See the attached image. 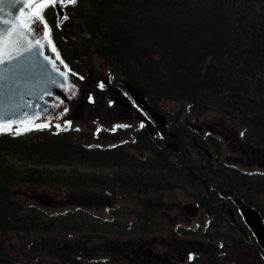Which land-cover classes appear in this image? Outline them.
I'll list each match as a JSON object with an SVG mask.
<instances>
[{
	"label": "trees",
	"instance_id": "16d2710c",
	"mask_svg": "<svg viewBox=\"0 0 264 264\" xmlns=\"http://www.w3.org/2000/svg\"><path fill=\"white\" fill-rule=\"evenodd\" d=\"M43 8L40 6L36 10L48 25L52 45L79 78L86 77L84 70L87 69L83 67L96 61L93 57L98 58L111 75H121L129 80L155 107L160 102L183 103L195 120L209 111L219 113L236 126L233 135L238 141L264 149V0H77L67 6L76 19L75 27L81 29L83 26V30H79L81 36L72 39L75 47L64 38L61 39L63 46L59 44L58 47L53 20H48ZM52 13L53 9L50 16H54ZM77 47L79 59L74 58L76 52L72 50ZM68 122L71 120L63 122L64 127H57L55 131L49 125L0 131V231H7V236L10 232L23 231L30 237L35 232L48 233L59 226L56 218L48 217L49 214L42 211L44 208L26 205L27 197L15 196L13 187L18 183L49 186L64 179L62 174L65 172L42 169V166L75 160L87 162V156H93V148L72 139L78 127ZM180 127L183 125L177 126L179 133ZM187 130L186 127L182 131L180 153H183L185 140L194 149L197 147ZM142 137L138 143L107 149L111 152V162L117 160L116 165L121 171L113 176L105 175L103 180H99V174H93V178L87 180V185L93 186V181L99 180L100 188L111 186L108 196L118 189L128 190L133 194V200L136 197V204L145 207L144 211L128 208L134 214H148L165 208L158 198L146 196L143 199L139 195L138 192L144 191L141 188L143 182H139L133 172L138 157L129 152L145 150L156 156L165 153L169 147L167 144L157 146ZM209 143L218 146L216 139L210 138ZM96 151L99 154L88 159L93 166L105 162V152H108L102 148ZM6 156L22 157L29 162L21 169L14 162L8 163ZM154 156L147 160L156 161ZM123 168H129V172L123 174ZM185 168L194 171L191 163ZM166 169L175 170V167L169 165ZM224 173V177H219L229 186L238 188V184H249L246 174ZM188 177L190 180L196 175L189 174ZM253 183L264 185V177L260 180L254 176L250 185ZM69 216H63L66 219L63 218V224L71 222ZM97 220L99 232L111 228V233L118 230L117 234H122L126 226L93 216V222ZM90 221L91 218L83 224L75 216V222L61 228L66 234L74 229L76 234L85 225L87 233L93 236L96 224ZM135 226L148 228L144 224ZM7 236L0 237V263L14 264L10 258L11 252H15V243ZM238 253L242 255V261L234 257L235 264H242L245 257L250 259L251 252ZM81 264L111 263L93 256Z\"/></svg>",
	"mask_w": 264,
	"mask_h": 264
},
{
	"label": "rangeland",
	"instance_id": "374dc122",
	"mask_svg": "<svg viewBox=\"0 0 264 264\" xmlns=\"http://www.w3.org/2000/svg\"><path fill=\"white\" fill-rule=\"evenodd\" d=\"M68 5L69 3L67 2L64 4V7L67 8ZM41 6L42 8L43 6H45V8H43V12L48 20H53V34H55V39L57 41L58 47H60L59 44L63 46V40H61L63 38L69 40L77 39V37L79 38L81 36V31L79 30H83V26H80L81 29L75 27L76 19L74 18L73 14L65 10L67 14V20L65 23V28H62L57 22V12L54 6H51L50 4L45 5V3H43ZM51 9H53L54 11V13H52L54 14V16H50ZM42 28H44L43 25ZM72 47H75V44H73ZM72 50L76 52L74 58L79 59L81 57L79 47ZM56 53L57 52H54L55 55ZM93 60L96 61H93L90 64L88 63L87 66L83 67L86 68L89 73L87 75V70H84V72L86 73V77L83 78H85V80L81 79V81H78L80 83L79 85L82 87L81 95L80 97L78 96L73 109L69 113V120L72 119L70 125L78 127V132H75V136L72 139H74L75 142L77 141L84 145L94 144L99 146V142L105 143V150L108 151L105 152V162H111V152H109V150H107L108 148L106 147H111L113 146V144H117V140L121 138L120 137L117 139L118 136L115 130H117V120H120L122 118H119V116L123 115L124 108L123 105L119 104L118 102L116 105L112 102V96H114L113 91L108 90L107 88H105V86L107 82H111V86L117 89L118 85L116 84L123 80V91L127 94V96H129V91L126 87L125 78H123V76L112 74L110 78L109 69L108 67H106V65H104V62L95 57H93ZM66 70L71 72L73 77L75 78V73L72 70ZM101 84H103V87H100ZM125 88H127V90H125ZM90 101L91 104H89ZM150 105L160 113H166L169 120L174 121L179 119L181 124L189 121L191 118L193 119V122L198 125H200L201 122H207L208 124H210L214 121L218 123V125H220L222 128L229 129L230 138L232 136L234 140L236 139L234 135H232L234 132V127L236 126L233 125L230 120H227V117L219 113L209 111L205 114H202L199 117L200 120H195L193 118V115L188 111L187 106L183 103L160 102L157 107L152 104ZM79 106H83V110H81V114H75V110L79 108ZM133 106H135V104L129 102L128 109L131 110ZM111 110H116L115 113H117V116H115L114 118H108L106 120L105 115L109 114ZM141 114H147V108L141 110ZM83 116H85V118H83ZM112 120L113 122H111ZM109 124L111 125V136L105 135V128L110 126ZM57 125L63 126V120L49 124L52 131H55L57 129ZM139 127L140 126H135L136 132H139ZM125 132L126 134H128L129 132V124L127 123H123V134H125ZM113 136H115V138H113ZM29 137L30 136H28L27 138ZM216 140L218 143L220 141L225 143L224 139L222 138L217 137ZM185 142L186 143H183L182 146V152L186 154L187 160H190L191 164L194 167L196 166V162L198 159L197 152L195 151L193 146L189 144L188 140H185ZM242 143L247 144L246 142ZM212 145L215 146V144H211V146ZM117 146H123V144H117ZM257 148L258 150L254 149L250 154L251 159H249L251 160V163L253 161L254 164L250 165L248 161L246 162V164L249 165L248 168L250 169H264V149H261L259 147ZM96 150H99V148H93V156H95V154H99V151ZM129 153L135 155V150H131V152ZM93 156H87V162L75 160L59 165L45 164L44 166H42V169H58L65 172L64 174H62L64 175V179L50 184L49 186L37 183L31 185L18 183L13 187L15 196H19V198L23 199L27 197L26 205L31 204L44 208L45 210L42 211L44 213H48V217L56 218L59 226L48 233L39 234L35 232L30 237H27L26 232L23 231L17 232V234L10 232L7 236V231L4 232L1 230L0 237L7 236V238H12L13 242L15 243V252H11L10 258L12 263L14 262V264H19V262H22L25 264H81L85 263L86 260H89V258L93 257V252H96V250L98 249L95 244L101 243V240L105 243L102 246V249H98V251L101 252V254H99V258H103V256H105V252L109 251L108 245H111L112 243L116 245L119 244L124 247V245L131 246V244L136 241L133 235H127V233H138L137 230L131 227L133 225L129 223L130 219L134 217L133 212H130L128 209H132L135 206L133 194L128 192V190L118 189V192H116L114 195L109 194L108 196V190H111V186H107V188L99 187V180H103V178H105V175L113 176L114 174H117V171H121L120 166L116 165L117 160H115V162H111L110 165H103L105 164V162H101V164L93 166V164L88 162V159ZM6 157L8 163L14 162L21 169H24L27 165V162H29L27 159V161H24L22 157L18 156ZM39 166L40 165H38V167ZM244 168H247V166L244 165ZM127 172H129V168H123V174H127ZM93 174H99V180H94L93 186L87 185V180H91V178H93ZM73 176H75L76 178H73ZM66 178L70 179L67 180ZM192 194V188L188 187L185 191H171L166 196V200L179 203V205L183 207L184 212L191 216H195L193 214H190V211L193 210V207L191 206V204L193 203L191 202ZM66 214L67 216H69V214L71 215L69 216V220H71V222H65V224H63V216H65ZM73 215L77 217L78 221L83 222V224H87V222L84 221H89V218H91L90 222H93V216L99 218L100 220H102V218L111 220H106L107 222H117V220H113L117 217L118 220L126 223L128 226L126 225L124 227L122 234H117L118 230L111 233V228H107V232H99V226H97V224H99V220H97V222H93V224H96L94 225L95 227H93V236H90L91 233H87L85 225L82 227V224L81 232L79 231L75 234V230L70 229L69 234H66L65 231H63V228L75 222V216ZM61 226H63V228H61ZM195 226V222H193L192 225L188 226V228H195ZM170 228L171 225L169 222H166L165 224L160 222L158 232H164V229L169 230ZM100 235H105V237L101 239ZM117 235L121 237H117ZM153 235L161 238L162 236H166V233H162V235ZM21 238H23V240H21ZM185 238L188 239L190 237ZM91 239H93L92 242ZM191 239L192 242L190 243V245H196V241H193V238ZM17 244L19 246H17ZM213 246H206V249L210 250ZM216 254L217 252H214L213 257V252L203 253L204 256L202 259L206 261L204 264H218L219 261H216L214 259L215 256H217ZM234 257L241 260L242 255H240V253L238 252H224L221 254L219 259L220 261L229 264L230 262H233ZM15 258L17 260H15ZM117 259L118 263H122L123 261H126L127 258L125 255L119 253V255H117ZM223 262H221V264ZM250 264H255L252 252L250 256Z\"/></svg>",
	"mask_w": 264,
	"mask_h": 264
},
{
	"label": "flooded vegetation",
	"instance_id": "af4514ba",
	"mask_svg": "<svg viewBox=\"0 0 264 264\" xmlns=\"http://www.w3.org/2000/svg\"><path fill=\"white\" fill-rule=\"evenodd\" d=\"M116 85L123 89V80ZM140 109V106H133L131 110L124 109L123 115L119 116V118H122L117 120L120 126L123 123H127L132 124L133 128L139 123V132L133 130L134 134H132L135 140L132 142L137 141L138 143L143 139L142 136H144L148 141L157 146L165 147L168 140L173 139H177L181 143L180 138L184 134L182 131L187 127V135H190V138L197 146V149L195 148L198 151L196 166H194V171H187L185 166L191 163V161L187 160L186 154L172 152L170 148H167L165 153L154 156L156 160L154 162L147 160L150 157L149 152L145 150L135 151L134 156L138 157V160L134 163L133 172L135 177L139 179V182H143L141 188L144 189L143 192H138L139 195L143 199L146 196L158 198L165 205V208L148 214L133 213L134 217L130 219L129 223L133 225L131 227L137 230L138 233H135L136 235L134 233H127V235H133L136 241L131 246L124 245V247L112 243L108 245L109 251L105 252V256L99 258L101 252L98 249H102L105 243L101 240V243L95 244L98 249L96 252H93V256L103 261H108L111 264H204L206 261L202 259L203 253L213 252L214 257V252H217V256L214 259L219 261L218 264H221L223 261H220L219 257L224 252H252L253 257L254 252H263L259 248L253 232L246 225L234 195L225 193L221 188L220 192L224 195L222 197L219 191L213 189L216 183H223L221 181L222 177L219 176H223V172L225 171L233 175L236 172L248 175L249 184H238V188L229 185L227 187L233 189V192L242 197L245 203L255 207L264 219V185L259 183L250 185V181L254 176L260 177V180L264 177V169H250L248 168L249 165L246 164L247 161L250 165L254 164L253 161L251 163V160H249L251 159L250 154L254 149L258 150V148L239 142L236 139L234 140L232 136L230 138L229 129L222 128L214 121L210 124L201 122L198 125L193 120H189L181 124L179 119L175 121L169 120L168 115L164 112V115L168 118L167 131H163L157 124V131L152 135L145 127V124L138 121ZM115 111L111 110L109 114L105 115V119L117 116ZM186 123H189V127ZM180 124L181 126L183 125V127H180L181 133L177 130V126H180ZM105 133L108 132L105 131ZM117 134H122V137L117 141L130 139V136L126 132L125 134L117 132ZM172 134H176L177 137H174ZM217 137L224 139L225 143L220 141L218 146H211L209 143L210 138L217 139ZM203 142H207V144L204 145ZM122 144L131 143L124 142ZM205 149H208L210 153L205 152ZM169 165L171 167L174 166L175 170L166 169ZM244 165L247 168H244ZM188 173L192 176L195 173L196 177L194 179L191 177L189 180ZM213 174L216 176L215 178ZM236 176L238 175L236 174ZM188 187L192 188L193 192L191 202L195 204L197 209L195 216L184 212L183 207L179 203L166 200V196L171 191H185ZM134 203L135 208L139 211H144L145 207L136 204V197L134 198ZM102 220L104 222L106 220L111 221L107 218H102ZM113 220L127 225L118 220L117 217ZM160 222L164 224L169 222L171 228L169 230L164 229V232H158ZM193 222H195V228L189 229L188 226L192 225ZM142 224L148 225V228L141 229L135 226ZM162 233H166V236L160 238L153 235H162ZM103 237L105 235H100L101 239ZM117 237L121 236L117 235ZM185 237L190 238L186 239ZM191 238L194 239L193 241H196V245H190L192 242ZM92 241L93 239H91ZM210 245L213 247L210 250L206 249V246ZM119 253L126 256V261L118 263L117 255ZM243 260L242 264H250L248 257H245ZM88 261H90V258ZM222 264L227 263L223 262ZM229 264L235 263L233 261Z\"/></svg>",
	"mask_w": 264,
	"mask_h": 264
},
{
	"label": "water",
	"instance_id": "95a60500",
	"mask_svg": "<svg viewBox=\"0 0 264 264\" xmlns=\"http://www.w3.org/2000/svg\"><path fill=\"white\" fill-rule=\"evenodd\" d=\"M40 1L20 0L19 3H13V0H0V28H7L12 33L8 35L0 32V127L3 128L25 129L36 124L64 121L81 95L82 87L78 79L64 68L61 60L51 50L41 20L38 26L33 24V20L37 18L33 7ZM62 5L63 3L53 4L57 22L65 28L67 19L64 17L67 14ZM3 21L11 23L5 25ZM25 26L37 27L38 31L30 32ZM37 40L40 41L39 45L36 44ZM37 51L41 54L37 55ZM125 84L131 98L144 105L151 116L141 115L148 131L155 133L157 123L165 131L166 116L147 103L139 88L130 81H125ZM73 85L76 86L75 89ZM107 85L113 91L114 102L123 105V108L129 107V96L123 90L111 86V83ZM81 110L83 106H79L75 114H81ZM172 135L177 137L176 134ZM167 145L174 152L180 151L177 139L169 140ZM204 151L210 153L208 149ZM222 190L234 195L246 225L264 251V219L261 213L233 191ZM191 206L193 210L190 214L195 215L196 206L193 203ZM254 259L256 264H264V253L254 252Z\"/></svg>",
	"mask_w": 264,
	"mask_h": 264
},
{
	"label": "snow or ice",
	"instance_id": "6c2138e0",
	"mask_svg": "<svg viewBox=\"0 0 264 264\" xmlns=\"http://www.w3.org/2000/svg\"><path fill=\"white\" fill-rule=\"evenodd\" d=\"M19 2H20V0H13V3H19ZM46 2H50L51 4H57V3H64L65 0H46ZM67 2L70 3V4H75V3L77 2V0H67ZM64 19H67V17H64ZM3 23H4L5 25H7V24H10L11 22H10V21H3ZM33 24H34V25H37V26L40 24L39 14H37V18H35V19L33 20ZM25 27H28V30H29L30 32L38 31V28H37V27H31V26H25ZM0 32L7 33L8 35H12V33H9V32H8V29H7V28H0ZM49 42H51V40H50V30H49ZM36 44L39 45V44H40V41L37 40V41H36ZM30 50H31V49H26V51H30ZM52 51H54V52L56 51L54 45H53ZM36 54L39 55V54H41V53H40L39 51H37ZM58 57H59V54L57 53V58H58ZM10 59H14V57H10ZM46 59H47V57H46ZM0 62H2V61H0ZM65 67H67V66L65 65ZM80 79H83V77H80ZM100 87H103V84H101ZM73 88L75 89L76 86L73 85ZM68 123L70 124L71 122H68ZM57 127H60V126L57 125ZM4 130H10V129H5V128H3V127H0V131H4ZM17 134H19V131H17Z\"/></svg>",
	"mask_w": 264,
	"mask_h": 264
},
{
	"label": "bare ground",
	"instance_id": "6f19581e",
	"mask_svg": "<svg viewBox=\"0 0 264 264\" xmlns=\"http://www.w3.org/2000/svg\"><path fill=\"white\" fill-rule=\"evenodd\" d=\"M133 150H135V151H139V150H137V149H133ZM150 156H154V154H150ZM223 173H224V172H223ZM224 174H225V176H226V173H224ZM213 175H214V174H213ZM214 178H215V176H214ZM221 181H222L223 183H221V182L216 183V184L213 186V189L219 191V193H220V195H221L222 197H223L224 195L220 192V189H221V188H226V189L229 190L230 192H231V191H234L233 189L227 187L228 185H227L222 179H221ZM239 197H240V196H239ZM240 199L243 200L242 197H240ZM243 201H244V200H243Z\"/></svg>",
	"mask_w": 264,
	"mask_h": 264
}]
</instances>
